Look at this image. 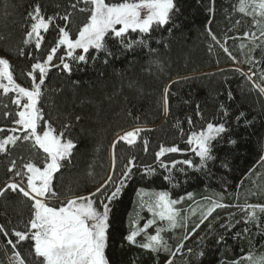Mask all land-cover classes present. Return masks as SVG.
I'll return each mask as SVG.
<instances>
[{
    "label": "trees",
    "instance_id": "obj_1",
    "mask_svg": "<svg viewBox=\"0 0 264 264\" xmlns=\"http://www.w3.org/2000/svg\"><path fill=\"white\" fill-rule=\"evenodd\" d=\"M73 3L76 0H0V57L10 61L14 79L21 86H30L27 72L37 58L42 61L55 46L59 27L66 26L74 37L86 22L88 13L73 9ZM36 4L46 17H56L48 32L41 33L44 39L40 49L35 48V38L29 44L23 43L31 24L27 14ZM176 4L179 11L174 13L172 22L153 32L147 46L125 50L109 41L108 47L115 55L107 57L108 63H104V53L90 50L86 54L87 63L66 58L71 73L60 67H50L38 107L43 111L44 120L52 123L57 131L65 124L70 125L65 139H71L75 145L71 157L62 162L63 166L55 174L53 187L62 193L61 201L72 195H88L109 175L112 144L118 135L142 128L144 131L134 145L123 141L116 145L117 168L127 158L135 156L140 170L113 205L114 230L106 249L111 264H157V260L158 264H165L169 258L168 253L157 255L124 240L131 230L132 220L143 227L149 215L146 208L140 207L137 195L140 189L146 193L167 190L172 199L185 197L175 207L180 211L181 225L186 222L188 231L199 223L200 209L210 200L233 205L216 209L200 229L184 241L185 249L177 253L174 264H185L186 260L189 264H250L247 256H264V227L245 224L242 219L245 213L234 205L264 204V166L258 163L264 155V93L253 87V82L264 86L261 79L264 38L255 43L250 37L245 38V33L252 32L259 37V30L254 27L252 17L239 12V0H215L214 5L210 0H176ZM210 6L214 11H208ZM66 12L72 14L69 21L60 19ZM130 35L139 38L138 33ZM221 45L227 47L228 52ZM77 53L83 54L82 50ZM65 54L66 49L61 47L56 56ZM52 63L58 65L59 60L54 57ZM252 72L255 76L249 81L247 77ZM165 87H169L167 112L163 104ZM14 96V93L4 96L0 92V127L14 126L4 116L6 110L16 111V106L11 104ZM4 104L8 105L7 109ZM221 105L227 110V116L223 115ZM240 113L245 115L237 121ZM189 117L192 126L188 123ZM207 122H224L227 128L217 141H213V154L217 159L201 171L178 165L185 172L173 170L174 180L169 183L164 179L168 172L160 167L155 153L160 145H175L182 151L167 153L161 160L167 163L190 158L198 164L199 158L191 150L194 146L187 144V137L192 131H200ZM3 135L0 133V138ZM145 139L148 141L146 152ZM230 140H235L236 144L229 143ZM44 156L43 151L33 148L30 142H18L8 154L0 153V187L12 175L7 171L12 159L17 160L19 168L29 159L42 164ZM225 159L228 168L221 166ZM145 165H151L155 174H143ZM187 193H192L191 199ZM51 203L58 202L52 200ZM230 214L235 215L230 217ZM29 215L30 201L22 195L9 192L0 197V223L8 228H22ZM258 216L264 224V214L258 213ZM230 219L235 227L230 231L220 227ZM158 227L165 229L161 235L175 251L185 235V228L168 230L165 221L157 220L147 234H155ZM245 228L249 231L244 232ZM236 233L241 235L236 237ZM144 235L137 237L138 242H143ZM220 236H224V240L217 244ZM200 237H204L203 242ZM187 248L193 249L192 256L187 254ZM201 249L205 256L197 259L195 252ZM17 250L28 264H37V258L30 255V242H21ZM11 254V247L6 246L5 238L0 236V264H11Z\"/></svg>",
    "mask_w": 264,
    "mask_h": 264
},
{
    "label": "snow or ice",
    "instance_id": "obj_2",
    "mask_svg": "<svg viewBox=\"0 0 264 264\" xmlns=\"http://www.w3.org/2000/svg\"><path fill=\"white\" fill-rule=\"evenodd\" d=\"M214 3L215 0H210L211 5ZM80 4H83L84 7H79ZM71 7L80 12H87L86 22L78 28L74 37L70 31L66 30V26L59 27L55 46L50 48L45 59L41 61L37 58L36 62L31 65V70L27 72V76L31 78L29 87H23L16 82L11 71L10 61L0 57V92L4 96L14 93L15 96L11 99V104L16 106L14 113L7 110L4 112L5 118L10 119L14 126L0 127V133L5 134L0 138V153L8 154L12 148L17 146L18 142H30L33 148L38 147L45 154L42 164L29 159L27 162H23L19 168L17 160L12 159L7 169L12 175L3 187H0V197L11 192L22 195L30 201V215L22 228H8L5 224L0 223V236L5 238L6 246L11 247V264H28V260L17 250V246L26 241L30 242V255L37 258V264H111L106 255V249L109 246L111 232L114 230L113 205L121 198L122 192L134 179L136 171L140 170L135 162V156L127 158L126 162L119 169L117 168L116 145L120 141L134 145L144 129L134 128L118 135L117 140L112 144L110 173L94 191L88 195H72L61 201L62 193L54 190L53 179L63 166L62 162L71 157L75 145L71 139H65V133L70 125L65 124L62 130L57 131L52 123L44 120L43 111L38 107L43 94L42 86L45 84L50 67H60L71 73L72 68L66 62V58L87 63L89 57L86 54L90 50H95L97 53H104V63H108L107 57L115 55L108 47L109 41L119 44L125 50H132L135 46H147V40L151 38V34L157 29L169 25L173 20L174 13L179 11L176 0H76V3H73ZM238 10L240 13L252 17L254 27L259 30V37L255 32H252L245 33V38L250 37L253 43L257 39L264 38V0H239ZM208 11H214V7L210 6ZM27 15L31 24L23 43L29 44L35 38V48L40 49L44 39L41 33L48 32L56 17H46L42 14L39 4H36ZM71 15L66 12L60 19L69 21ZM131 33H138L139 38L131 37ZM209 34L212 35L211 32ZM212 39L216 40L215 35H212ZM256 46L259 47V45ZM61 47L66 49V54L57 57L56 53ZM78 49L82 50L83 54H78ZM224 51L228 52V48L224 47ZM20 54H24L23 50ZM228 54L231 56L230 52ZM54 57L59 60L58 65H53ZM92 59L95 60L96 57L93 56ZM232 59L235 60V57ZM241 74L243 75V73ZM253 76H255V72H252L247 79L252 81ZM261 79L264 80V75L261 76ZM253 87L259 88L260 92L264 93V86L253 82ZM231 95L229 92V99H231ZM168 96L169 87H165L163 90L165 112L168 111ZM3 107L7 109L8 105L4 104ZM220 107L223 115L227 116L228 112L224 105ZM197 115H200L199 111ZM244 115V113H240L236 117L237 121ZM42 121L43 126H41ZM188 123L190 126L193 124L190 117ZM246 123L251 122L246 121ZM226 131L224 122H207L200 131H192L188 135L187 144L194 146L191 150L199 158L198 164H194L190 158L171 160L166 163L161 160V157L167 153H177L182 150L175 145L168 147L160 145L159 151L155 153V159L160 167L168 172L164 179L172 183L174 180L173 170L185 172V169L178 168V165H186L197 171L207 168L210 161L217 159L213 154V141H217V138ZM229 143L235 145L236 141L230 140ZM143 144L146 152L148 141L143 140ZM21 160H23L22 157ZM258 163L264 166V155L260 157ZM221 166L228 168L226 159L221 162ZM143 174L154 175L155 169L151 165H145ZM175 186L173 184V187ZM137 195L140 197V206L147 208L153 218L149 219L143 227L139 226L137 220H132L131 230L124 236V240L130 245H137L157 255L160 252L168 253L169 258L165 264H174L177 253H183L185 249L184 241L195 234L216 209L233 206L221 203L219 200H210L208 205L200 209L199 223H195L188 231L186 222L181 225L180 211L175 207L185 197L172 199L167 190L146 193L144 189H140ZM187 197L191 199L192 193H187ZM52 200H56L58 203L52 204ZM234 206L245 213L242 218L245 224L255 223L257 228L264 227V224L261 223L262 217L258 216V213L264 214V204L246 203ZM195 213L196 210L193 209L192 214L195 215ZM232 215L235 214H230V217ZM217 219L219 218L217 217ZM157 220L166 221L168 230L177 227L185 228V235L176 246L175 251L168 246L167 241L161 235L165 231L164 228L158 227L155 234H147V230L156 224ZM236 223H240V221H236ZM220 227L230 231L235 227V224L230 219ZM208 228L211 231V223ZM248 231V228L244 229V232ZM142 234H145L144 240L138 242L137 237ZM240 235V233L235 234L236 237ZM203 240L204 237H200V241L203 242ZM223 240L224 236H220L216 243L220 244ZM187 254L192 256L193 249L187 248ZM195 256L197 259L203 258L204 250L195 252ZM246 259L250 264H264V256L253 258L249 255ZM185 264H189V261L186 260Z\"/></svg>",
    "mask_w": 264,
    "mask_h": 264
},
{
    "label": "rangeland",
    "instance_id": "obj_3",
    "mask_svg": "<svg viewBox=\"0 0 264 264\" xmlns=\"http://www.w3.org/2000/svg\"><path fill=\"white\" fill-rule=\"evenodd\" d=\"M79 50V49H78ZM112 151H113V149H111V154H112ZM139 203H140V205H141V202H140V197H139ZM141 207V206H140ZM147 209V208H146ZM153 217H152V214L149 212V215L148 216H146V218H145V222L144 223H146L149 219H152ZM166 222V221H165ZM167 223V222H166Z\"/></svg>",
    "mask_w": 264,
    "mask_h": 264
}]
</instances>
